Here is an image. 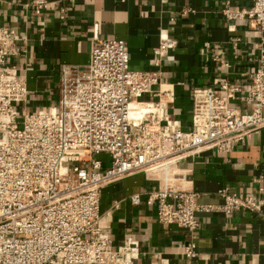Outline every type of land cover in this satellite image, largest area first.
Instances as JSON below:
<instances>
[{
    "label": "built area",
    "instance_id": "1",
    "mask_svg": "<svg viewBox=\"0 0 264 264\" xmlns=\"http://www.w3.org/2000/svg\"><path fill=\"white\" fill-rule=\"evenodd\" d=\"M30 5L39 14L47 1ZM224 14L247 16L264 33V0ZM175 45L161 31L153 63ZM17 52L15 37L0 26V264H157L138 261L131 237L113 248L100 223L102 188L132 174L157 183L145 202L158 221L189 232L197 229L198 212L228 215L257 211L264 203L224 187L220 204H199L189 170L181 166L205 151L227 153L264 127V49L261 66L249 74L247 95L240 97L249 107L232 104L240 87L228 81L218 89H195L188 129L170 114L173 85L163 83L159 71L131 70L124 41L99 39L95 27L88 64L61 68L58 102L45 112L20 108L26 82L7 65ZM132 104L140 106L133 115ZM100 154L108 155L106 165ZM129 199L141 201L139 193ZM183 255H198L195 242L183 247Z\"/></svg>",
    "mask_w": 264,
    "mask_h": 264
},
{
    "label": "crops",
    "instance_id": "2",
    "mask_svg": "<svg viewBox=\"0 0 264 264\" xmlns=\"http://www.w3.org/2000/svg\"><path fill=\"white\" fill-rule=\"evenodd\" d=\"M31 1L0 0V26L9 28L18 49L7 65L15 67L27 86L22 109L45 112L57 104L61 68L88 64L94 27L99 39L124 41L131 70L159 71L161 81L173 85L170 114L182 129L190 127L195 89H218L228 81L240 87L232 104L249 107L240 97L247 95L249 74L261 66L264 33L247 16L229 19L224 10L249 9L253 0H46L39 14ZM161 31L176 39V45L155 65L153 51ZM98 158L108 163V155ZM181 166L189 170L199 204H220L218 190L224 187L264 200V127L227 153L205 151ZM156 188L142 174L102 188L100 223L110 231L113 248L131 237L143 263L264 264V203L257 211L228 215L198 212L197 229L189 232L158 221L154 206L145 202L147 192ZM134 193L141 197L137 205L129 199ZM190 242L198 251L193 259L183 255Z\"/></svg>",
    "mask_w": 264,
    "mask_h": 264
},
{
    "label": "bare ground",
    "instance_id": "3",
    "mask_svg": "<svg viewBox=\"0 0 264 264\" xmlns=\"http://www.w3.org/2000/svg\"><path fill=\"white\" fill-rule=\"evenodd\" d=\"M135 106H137V105L136 104H132L131 105V107H132V109L130 110V114L131 115H133L137 111V108ZM137 107L140 108L139 105Z\"/></svg>",
    "mask_w": 264,
    "mask_h": 264
},
{
    "label": "rangeland",
    "instance_id": "4",
    "mask_svg": "<svg viewBox=\"0 0 264 264\" xmlns=\"http://www.w3.org/2000/svg\"><path fill=\"white\" fill-rule=\"evenodd\" d=\"M98 157V156H97Z\"/></svg>",
    "mask_w": 264,
    "mask_h": 264
}]
</instances>
